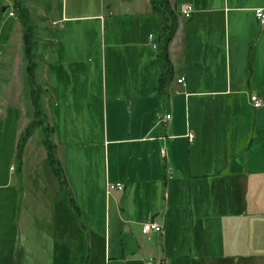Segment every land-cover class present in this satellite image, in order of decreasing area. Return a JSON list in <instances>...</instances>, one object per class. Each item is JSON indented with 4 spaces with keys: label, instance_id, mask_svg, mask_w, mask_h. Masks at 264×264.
I'll return each mask as SVG.
<instances>
[{
    "label": "rangeland",
    "instance_id": "rangeland-1",
    "mask_svg": "<svg viewBox=\"0 0 264 264\" xmlns=\"http://www.w3.org/2000/svg\"><path fill=\"white\" fill-rule=\"evenodd\" d=\"M126 1L18 0L26 10L22 14L15 4L0 0L1 7L7 8L0 11V264H264V108L254 109L253 105L258 121L254 145L250 129L245 143L233 142L230 149V154L232 149L236 155L243 152L241 163L251 162V189L232 188L213 195L219 202L250 203L246 231L237 228L239 222L233 219L226 233L221 234L219 224L208 228L200 240L194 226L190 238L189 212L182 208L177 223L167 224L163 238L143 234L151 213L150 200H154L149 197L150 190L155 191L157 206L153 213L161 216L172 208L174 199L177 205H189L192 194L185 185L169 205L166 203L165 177L153 170L159 165L163 169L169 159L162 160L160 147L153 142L144 144L148 145L144 158L148 177L134 187L131 174L138 149H133L130 157L128 145L112 141L129 134L145 136L142 131L156 124L164 129L160 122L165 113L173 116L178 132H184L187 123H202L204 119L211 123L219 120L220 129L221 122L240 113L214 111L210 97L195 100L172 91L167 101L161 98L157 93L159 52L152 48L160 43L161 28L149 24L141 38L135 33L123 35L130 21L120 13L125 10L120 4ZM108 6L115 20L102 40L99 24L85 17L100 9L102 16L108 17ZM11 11L16 17L9 16ZM63 12L67 17L83 18L65 23L61 21ZM25 22L32 27V42L36 44L39 107L54 130L58 160L73 201L48 162L40 130L28 141L21 159L18 157L21 134L34 115L24 57ZM150 34L154 37L151 43ZM126 40L146 45L142 50L110 47V43ZM103 49L108 57L106 70L101 62ZM121 59L123 69L117 66ZM256 96L264 100V91ZM226 130L223 126L220 132L223 158ZM156 135H149L146 141ZM182 147L178 160L169 164L173 179L188 171L187 147L192 146L186 139ZM165 148L169 153V144ZM127 177L131 181L126 182ZM118 183L126 185V195L118 190L108 192V184Z\"/></svg>",
    "mask_w": 264,
    "mask_h": 264
},
{
    "label": "crops",
    "instance_id": "crops-1",
    "mask_svg": "<svg viewBox=\"0 0 264 264\" xmlns=\"http://www.w3.org/2000/svg\"><path fill=\"white\" fill-rule=\"evenodd\" d=\"M169 1L178 14V29L169 49L174 69V80L169 87L167 98L172 91L180 92L179 95L183 94L187 98H194L195 100L196 98L208 99L210 97V103L213 105L214 111L229 113V115L230 112L240 114L236 115L235 119L221 122L220 129L218 128L219 120H213L211 123L204 119L202 123L198 120L193 123L191 121L189 124L187 123L184 132H178L176 125L173 124V116L165 113L171 115L172 119L166 123L160 122L161 125H164V129L156 124L153 127L149 126L147 131H142L145 136L139 134L136 137H132L129 134L128 138L113 140L112 142H121L128 145L130 157L133 155V149H138L137 163L131 174L134 187L145 183L148 177L147 163L144 162L148 145L144 144L153 142L160 147V150L169 144V163H165L163 169L160 165L155 170L152 169L153 173L162 174L165 177L166 203L169 205L171 198L181 191L185 185L189 187L192 194L189 205H177V201L174 199L172 208H168L167 213L161 216L159 213H153L152 209L157 206L155 205V191L153 189L152 191L150 190L148 192L149 197L153 196L154 200H150L151 213L149 219L151 217L156 218L157 221L164 225V231L159 235L150 234L145 236H160L163 238L165 231H167V224L174 222L179 217L177 213L178 210L181 212L182 210L180 209L182 208L186 213L189 212V220L187 221L190 225V238H192L195 231L193 230L194 226H197L196 230L198 236L201 237L200 240H202L208 228L216 227L219 224L221 234L226 233L230 228V221L233 219L239 222L237 228L246 231L245 219L247 218L248 210H251L250 203L230 204L229 202H219L218 200H213V195L219 191L232 190V188H238L243 191L251 189V180L249 178V164L251 162L248 159L246 162L241 163L243 152L236 155L235 150L232 149V154H230V149L233 142L245 143V139L249 136L246 132L250 129L249 138H251L250 142L252 141L251 145H254V135L258 121L256 113L253 111L255 108L252 109L251 96L262 95L264 91V27L257 20L255 10L264 8V0ZM186 5L192 6L195 10L190 19H185L180 12L181 7ZM120 8L125 9L120 13L126 19H130L127 28L124 29L126 33L123 35L128 33L131 36L133 35L132 33H135L141 38L143 30H149V24L152 27L160 26L161 28L159 17L151 12L149 0H129L122 2ZM107 11L108 17L102 16L101 9L99 12L85 17L88 22H97L99 24L102 40L106 38L107 29L112 24V21L115 20L113 17L115 14L111 6L107 7ZM80 18L83 17H67V12H63L61 15V21L65 23L68 20ZM61 28L65 29L64 27ZM139 30H141L140 34ZM150 36L152 35L150 34L148 39L151 43L154 41V37L152 36V39H150ZM55 43L59 42L56 41ZM145 45L146 43L140 40L133 44L127 40L122 43H110L112 49L123 47L139 50ZM152 48L154 49L153 44ZM141 50L137 51L139 53L136 61L138 70L141 69ZM102 51L101 62H103V68L106 70L108 57L107 55L105 56L104 49ZM39 58L41 57L38 55V61ZM110 60L112 62L113 56H111ZM117 66L123 69L124 62L122 59ZM182 78L186 79V86L177 83ZM157 93L164 100L167 99L160 94L159 84ZM156 98L158 100V97ZM197 109L200 111L198 106ZM223 126L227 129L224 131V142L226 143L225 158L220 154L223 142L220 132ZM155 132L157 135L152 136L154 140L146 141L147 137L154 135ZM188 133H193L195 136L193 145H190L187 140L188 146H192L187 147L189 148L188 171L181 172L177 179L172 178L173 173L171 178H168V170H173V166L170 165L173 161L178 160V155L183 150L182 145L187 139ZM258 135H261V132ZM161 138L165 139L162 140ZM131 177H127L126 182L131 181ZM109 180L110 174L107 177V182ZM171 182L172 185H169ZM126 191L127 188L124 185V190L118 192L126 195ZM200 197H204V199L199 200ZM170 211L173 213L170 214ZM125 213L131 216L126 210ZM139 252L141 254L144 253L142 248H139ZM178 257L176 256V258Z\"/></svg>",
    "mask_w": 264,
    "mask_h": 264
},
{
    "label": "trees",
    "instance_id": "trees-1",
    "mask_svg": "<svg viewBox=\"0 0 264 264\" xmlns=\"http://www.w3.org/2000/svg\"><path fill=\"white\" fill-rule=\"evenodd\" d=\"M15 5L18 10L25 14L26 10L21 8V3L17 2ZM152 14L156 15L160 19L161 34L159 37L160 43L157 46L158 57L160 59L162 72L159 79V91L164 98H167L169 87L174 80V69L170 59L169 49L173 38L176 35L178 29V14L172 8L169 0H149ZM4 8L0 5V11ZM24 52L25 61L27 64L26 71L29 76V82L31 85V100L34 107V115L32 121L26 127L21 134L19 140V159L22 157V153L36 130H40L42 133L41 143L47 152V159L50 163L53 172L58 177L63 189L69 195L70 200L73 201L72 194L69 190L68 183L66 180L65 173L60 165L57 157V146L54 143L53 135L54 130L49 127L46 123L44 110L39 107V101L36 93V69H37V58H36V44L32 42V27L25 22L24 24Z\"/></svg>",
    "mask_w": 264,
    "mask_h": 264
},
{
    "label": "built area",
    "instance_id": "built-area-1",
    "mask_svg": "<svg viewBox=\"0 0 264 264\" xmlns=\"http://www.w3.org/2000/svg\"><path fill=\"white\" fill-rule=\"evenodd\" d=\"M10 3L15 4L16 0H8ZM194 8L190 5H186L181 7L180 12L181 15L185 18V19H190L192 17V15L194 14ZM9 16L11 18L16 17V14L14 11H11L9 13ZM255 16L257 18V20L260 22V24L264 27V8H258L255 10ZM150 39H152V36H150ZM157 46L154 45V49H156ZM177 83L179 85L182 86H186V79L182 78L179 79L177 81ZM176 94H180V92H176ZM251 102L252 105L255 109H261L264 108V100L260 99L259 97H257L256 95L251 96ZM161 119L163 122H169L172 119V116L169 114H164L161 116ZM188 143L190 145L194 144L195 141V136L192 133H188L186 136ZM162 140H164L165 138H161ZM150 140H154L153 138H150ZM160 155L162 160L167 161L168 160V152L167 149L164 147L160 150ZM172 170L169 169L168 173H167V177L171 178L172 176ZM123 191L124 190V185L123 184H115V185H109L108 184V192L110 193L111 191ZM164 231V225L162 223H160L159 221L156 220V218L151 217L146 223H144L143 225V234L144 235H150V234H162Z\"/></svg>",
    "mask_w": 264,
    "mask_h": 264
},
{
    "label": "water",
    "instance_id": "water-1",
    "mask_svg": "<svg viewBox=\"0 0 264 264\" xmlns=\"http://www.w3.org/2000/svg\"><path fill=\"white\" fill-rule=\"evenodd\" d=\"M3 11H6V8H4V10Z\"/></svg>",
    "mask_w": 264,
    "mask_h": 264
}]
</instances>
